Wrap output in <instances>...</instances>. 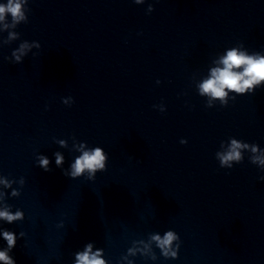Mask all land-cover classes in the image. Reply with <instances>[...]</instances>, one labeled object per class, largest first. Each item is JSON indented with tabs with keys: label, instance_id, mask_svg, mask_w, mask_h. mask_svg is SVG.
<instances>
[{
	"label": "water",
	"instance_id": "obj_1",
	"mask_svg": "<svg viewBox=\"0 0 264 264\" xmlns=\"http://www.w3.org/2000/svg\"><path fill=\"white\" fill-rule=\"evenodd\" d=\"M19 2L0 20V211L22 218L0 219V251L264 264V80L201 91L229 51L264 57V0ZM96 148L104 168L72 176Z\"/></svg>",
	"mask_w": 264,
	"mask_h": 264
},
{
	"label": "clouds",
	"instance_id": "obj_2",
	"mask_svg": "<svg viewBox=\"0 0 264 264\" xmlns=\"http://www.w3.org/2000/svg\"><path fill=\"white\" fill-rule=\"evenodd\" d=\"M5 14H11L15 20L23 18L22 5L19 0H8L7 5H0V20H3ZM224 67L214 69L212 77L201 85L202 93L209 94L214 98H223L226 96L225 89L243 92L246 88H251L253 84L264 80V57L256 58L246 56L243 53H238L236 50L229 51L222 61ZM243 71H235L241 66ZM247 77V79H245ZM240 145L233 141L232 151L223 157L224 161L238 159L239 152L236 151ZM105 156L100 148L94 149L92 152H84L75 163L72 165V176H78L84 171L94 173L97 169L104 168ZM57 164L62 162V157L57 156ZM41 166L47 169L48 160L46 158L41 160ZM22 218V214L17 212L15 215L7 211H0V219H5L12 222L16 219ZM4 237L11 248L15 245V237L12 233L5 232ZM172 232L166 233L163 240L159 236L154 237L161 247H166L175 239ZM0 261L4 264H13L11 258L6 252L0 251ZM77 264H104L102 259L95 255H90L89 251L79 254Z\"/></svg>",
	"mask_w": 264,
	"mask_h": 264
}]
</instances>
